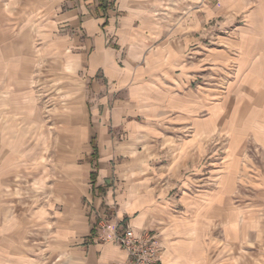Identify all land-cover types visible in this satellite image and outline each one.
I'll return each mask as SVG.
<instances>
[{"label": "crops", "instance_id": "crops-1", "mask_svg": "<svg viewBox=\"0 0 264 264\" xmlns=\"http://www.w3.org/2000/svg\"><path fill=\"white\" fill-rule=\"evenodd\" d=\"M217 14L238 66L214 103L194 78ZM218 128L217 181L184 180ZM105 210L157 233V264H264V0H0V264H133Z\"/></svg>", "mask_w": 264, "mask_h": 264}, {"label": "rangeland", "instance_id": "rangeland-1", "mask_svg": "<svg viewBox=\"0 0 264 264\" xmlns=\"http://www.w3.org/2000/svg\"><path fill=\"white\" fill-rule=\"evenodd\" d=\"M189 8H199L200 5L216 6L218 2L196 3L195 0H185ZM200 10V9H199ZM188 11L185 10L183 13ZM242 20V18H240ZM235 28L227 23V16L222 14L213 15V17L204 19V22L199 30L196 31L197 38L202 42L200 50L197 52L198 58L202 60V71L194 78V86L199 95L207 96L212 102L221 101L224 94L227 93L230 83L235 79L237 73L238 62L234 59L237 54V48L231 43L235 38ZM211 50L214 51V56L211 55ZM227 51L231 54L228 59H223L221 53ZM206 109L200 113L205 115ZM209 152L202 158V164L205 166L203 171L198 173H183L185 177H197V182L214 183L217 181L221 165L226 160L229 140L227 134H223L218 128L210 140H208ZM246 158L243 159L244 164L248 163L251 167L250 173H242L241 180L250 182L254 176L253 164L254 157L252 155V143L245 150ZM243 153V154H244ZM110 212V210H108ZM115 223V222H114ZM148 230V229H146ZM154 232V231H152ZM157 235V233H156ZM159 238V237H158Z\"/></svg>", "mask_w": 264, "mask_h": 264}, {"label": "built area", "instance_id": "built-area-1", "mask_svg": "<svg viewBox=\"0 0 264 264\" xmlns=\"http://www.w3.org/2000/svg\"><path fill=\"white\" fill-rule=\"evenodd\" d=\"M196 3L218 2L219 0H195ZM110 214L105 210L100 215L98 230L104 239H113L128 251L133 264H157L160 260L162 245L155 232L143 230L136 232L130 225L122 228L110 222Z\"/></svg>", "mask_w": 264, "mask_h": 264}]
</instances>
